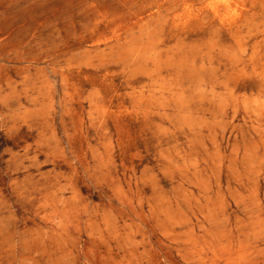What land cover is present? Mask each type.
<instances>
[{
  "label": "rangeland",
  "instance_id": "rangeland-1",
  "mask_svg": "<svg viewBox=\"0 0 264 264\" xmlns=\"http://www.w3.org/2000/svg\"><path fill=\"white\" fill-rule=\"evenodd\" d=\"M0 264H264V0H0Z\"/></svg>",
  "mask_w": 264,
  "mask_h": 264
}]
</instances>
